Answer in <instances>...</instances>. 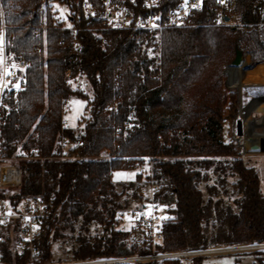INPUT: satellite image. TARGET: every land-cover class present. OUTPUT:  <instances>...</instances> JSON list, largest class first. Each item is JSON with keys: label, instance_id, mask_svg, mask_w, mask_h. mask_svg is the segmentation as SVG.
I'll return each mask as SVG.
<instances>
[{"label": "trees", "instance_id": "trees-1", "mask_svg": "<svg viewBox=\"0 0 264 264\" xmlns=\"http://www.w3.org/2000/svg\"><path fill=\"white\" fill-rule=\"evenodd\" d=\"M62 1L72 11L71 29L52 23L45 0H0L6 35H12L8 51L30 63L16 102L8 96L0 108V153H36L37 158L18 161L22 181L13 197L53 203L41 241L43 260L52 258L54 241L66 239L72 260L152 252L139 232L115 228L122 205L112 173L132 169L144 157L150 158L152 180L159 185L153 199L169 205L172 216L162 223L156 253L264 241V190L257 171L222 132L226 116L237 117L235 94L223 87L224 65L235 48L251 64L264 63V0H235V10L249 23L244 29L200 24L209 17L204 10L192 18L200 25L133 35L99 29L82 16L75 0ZM174 2L163 0L164 9ZM42 22L46 31L32 36L31 28ZM76 76L85 77L88 92L70 88L68 80ZM73 97L86 105L80 126L64 129L63 108ZM63 137L83 145L63 156ZM93 223L102 234L89 233ZM5 259L10 260L9 252Z\"/></svg>", "mask_w": 264, "mask_h": 264}, {"label": "built area", "instance_id": "built-area-1", "mask_svg": "<svg viewBox=\"0 0 264 264\" xmlns=\"http://www.w3.org/2000/svg\"><path fill=\"white\" fill-rule=\"evenodd\" d=\"M54 1L56 0H45V3L50 5ZM75 3L80 7L82 16L98 23L99 29L126 31L130 35L136 32H157L168 28H182L200 24L241 29L249 25L240 18L235 10V0H175L173 5L166 10L164 9L163 0H75ZM57 4L66 6L65 3L57 2ZM204 10L209 14L207 21L195 24L192 18ZM69 16L71 17V15ZM6 29L7 25H4L3 10L0 5V108L4 106V99L8 96L13 97L16 102L17 93L23 90L25 86L24 72L30 65L24 57L16 58L8 51L12 35H6ZM46 29V24H41L32 27L31 34L36 37L40 33H44ZM95 29L98 28L94 27L92 32L98 36L99 34ZM74 45L78 46L79 44L75 41ZM33 49L37 52L40 50L38 46ZM244 86L250 85L244 84ZM227 87L230 89L237 88V86H232L229 83H227ZM258 98H264V95L252 97L247 103H243L241 96L236 94L238 102L237 115L241 120L242 134L239 135L241 139L245 138L246 130H252L253 134L255 133L254 135H257L260 131L264 132V115H262V112L256 119L250 120L249 129L243 119V113L251 116L250 112L255 104L252 101ZM17 107L18 105L15 104V108ZM241 108H243L242 113ZM62 120V127L69 129L67 121ZM62 140L68 141V138L63 137ZM251 140L264 144V138L259 137ZM82 145L81 140H76L73 144V146ZM26 158H37L35 151H31V155L20 152L19 155L10 157L0 153V264H110L112 262H158L161 260H175V264H195V258L213 252L264 251V241H259L223 248L174 250L172 252L156 253L155 246H158L162 241L161 226L165 218L159 211V202L150 198L151 200L141 205L139 209H133L129 212L132 219V228L141 233L140 239L144 240L146 246L151 249L150 254L111 260H53L52 258L43 260L41 241L44 235L45 222L53 208V203L39 197L27 196L19 199L13 197L20 188L22 181V171L19 168L18 161ZM151 190L156 193L159 190V185L152 183ZM3 244L5 245L4 249ZM5 252H9V261L5 259Z\"/></svg>", "mask_w": 264, "mask_h": 264}, {"label": "rangeland", "instance_id": "rangeland-1", "mask_svg": "<svg viewBox=\"0 0 264 264\" xmlns=\"http://www.w3.org/2000/svg\"><path fill=\"white\" fill-rule=\"evenodd\" d=\"M57 2L63 3L62 0H56L54 3L47 5L50 10L53 24L59 23L62 28H70L72 27V23L70 22V16L72 11H70L69 7L59 6ZM41 24L45 25L44 22ZM37 52V51H36ZM40 56L45 58V52L39 50L37 52ZM148 53L152 54L150 51ZM247 55V54H246ZM249 57V56H248ZM250 61V59H249ZM228 65V64H226ZM223 69V73L225 75V66ZM264 65V64H260ZM248 66V65H247ZM250 68L255 67L254 64L250 62ZM254 77L246 78V75L242 76V87L240 96L243 100V103H247L252 97H258L264 95V78L260 81ZM223 87L228 90L232 91L235 94L239 95L238 87L236 89H230L227 87L226 83V75L222 81ZM68 84L70 88H74L81 93L88 92V84L84 76H76L75 78L68 80ZM230 84V83H229ZM249 84L250 86H244ZM81 102V103H77ZM237 99H236V115H237ZM86 103L84 99L73 97L65 103L62 113V119L67 121V124L71 128L79 127V117L83 114L84 107ZM226 113V111H224ZM238 119V115L235 120L229 116H226L223 122V139L224 141H230L234 148L237 149L238 154L243 158L244 162L251 166L252 168L256 169L258 174V179H260L259 187L261 190H264V152H255L253 151L251 154L248 152L244 153L245 148H242L243 139L239 138V135L235 132V122ZM73 143L68 141H61V153L62 155H68L69 149H71ZM108 152L102 153V157L107 156ZM152 163L149 157H144L139 159L138 162H134L132 164V169H125L124 171H114L112 173L111 179L112 182L115 183V189L119 195L118 199L122 205V208L117 211L116 216L118 217V222L115 226L116 229L125 231H133L131 224V218L129 212L133 209H139L141 205L147 203L150 198L153 199L154 192L151 190V184L155 183L152 180V175L150 172L152 170ZM120 173L121 175H116ZM230 181V180H229ZM214 176L210 175L208 179V184L212 185L214 183ZM156 184V183H155ZM205 186H202L204 196H206V189ZM228 189V188H227ZM217 194L220 195L222 193V189L217 187ZM224 200L228 202H232V198L228 195H223ZM159 202V201H158ZM159 211L163 214L165 220L171 219L172 216L167 213V209H169V205L159 202ZM137 231V230H135ZM139 232V231H137ZM89 233L91 235L102 234L101 227L93 223L89 227ZM140 233V232H139ZM141 237V233L139 236ZM70 243L69 240H58L54 241L51 244V252H52V259L53 260H71L70 259ZM255 259L264 260V251H231V252H213L209 253L205 256L200 257L199 261L195 260L196 264H253ZM96 260H111L110 259H96Z\"/></svg>", "mask_w": 264, "mask_h": 264}, {"label": "bare ground", "instance_id": "bare-ground-1", "mask_svg": "<svg viewBox=\"0 0 264 264\" xmlns=\"http://www.w3.org/2000/svg\"><path fill=\"white\" fill-rule=\"evenodd\" d=\"M226 73H227V83H230L232 86H237L238 87V93L240 95L241 92V87H242V76L246 75V78L254 77L257 78L258 81L260 82L264 78V65H257L254 68H248V67H243V66H231L228 65L226 66ZM256 79V80H257ZM262 84V82H260ZM264 84V83H263ZM236 89V88H235ZM254 104L253 109L251 110V116H249L247 113H243V119L245 125H250V120L256 119L262 112V115H264V98H258L252 101ZM243 108H241V113H242ZM249 116V117H248ZM264 119V116H263ZM264 121V120H263ZM253 125V124H252ZM250 126L248 127V129ZM251 130V129H250ZM252 131V130H251ZM248 131L246 130L245 132V138H243V148H245V152L248 154H251L253 151L255 152H264V144H259L255 140H251L254 138H264V132H259L257 135L253 134V131ZM251 132V133H250ZM251 138V139H249Z\"/></svg>", "mask_w": 264, "mask_h": 264}, {"label": "water", "instance_id": "water-1", "mask_svg": "<svg viewBox=\"0 0 264 264\" xmlns=\"http://www.w3.org/2000/svg\"><path fill=\"white\" fill-rule=\"evenodd\" d=\"M224 19H226V17H224ZM227 20V19H226ZM235 55L234 58L230 61V63L228 65L231 66H243V67H248L250 68V66L245 65V59H244V54L242 51H240L239 49L235 48ZM235 132L237 133V135H241L242 131H241V120L238 118L235 122Z\"/></svg>", "mask_w": 264, "mask_h": 264}, {"label": "crops", "instance_id": "crops-1", "mask_svg": "<svg viewBox=\"0 0 264 264\" xmlns=\"http://www.w3.org/2000/svg\"><path fill=\"white\" fill-rule=\"evenodd\" d=\"M244 59H245V63L248 62V65H250V61H249L248 55L244 54ZM260 64H264V63H256V64H254V66H257V65H260Z\"/></svg>", "mask_w": 264, "mask_h": 264}, {"label": "snow or ice", "instance_id": "snow-or-ice-1", "mask_svg": "<svg viewBox=\"0 0 264 264\" xmlns=\"http://www.w3.org/2000/svg\"><path fill=\"white\" fill-rule=\"evenodd\" d=\"M77 103H81V102H77ZM116 175H121L120 173H117Z\"/></svg>", "mask_w": 264, "mask_h": 264}]
</instances>
